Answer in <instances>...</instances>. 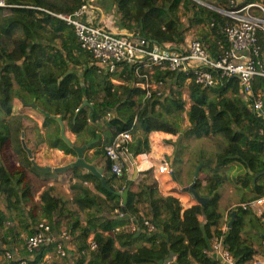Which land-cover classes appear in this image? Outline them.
Wrapping results in <instances>:
<instances>
[{
	"label": "trees",
	"instance_id": "obj_1",
	"mask_svg": "<svg viewBox=\"0 0 264 264\" xmlns=\"http://www.w3.org/2000/svg\"><path fill=\"white\" fill-rule=\"evenodd\" d=\"M1 1L7 7L0 8V111L10 117L13 98L34 101L49 115L45 126L55 125V143L60 142L56 117L62 118L77 137L88 135L96 139L95 156L104 160L106 174L102 180L107 186H102L101 179L83 174L81 168L72 169L69 181L73 205L77 212L91 211L87 226L79 229L77 239L74 231L81 228L80 219L74 217L77 212H70L66 201L53 196L52 187L43 189L38 205L33 200L29 172L37 173L46 182L53 174L38 171L28 160L21 170H12L0 160V255L5 261L9 254L11 260L15 259H8L10 263H20L15 255L18 245H24L23 256H28L25 239L36 232L39 222H35L33 229L22 225L33 220L39 208L41 219L51 228L55 238L60 235L62 221L59 218L64 220L67 213L72 219L63 227L81 244L74 264H159L170 253L174 255L173 264H215L207 250L219 239L235 259V264H252L258 236L264 234V214L258 216L253 207L243 210L237 205L229 211V216L233 211L236 216L228 227L229 220L224 224L220 210L219 189L226 182V168L232 164L242 170L236 182L250 195H244L239 205L264 197V142L259 135L264 123L248 109V103L240 95L238 80L221 78L218 72L212 71L214 85L206 88L193 82L186 84L182 74L158 72V79L165 84L162 94L152 91L147 96V91L135 86L143 79L136 78L124 66L122 73L129 78L131 86H114L110 79L117 71L98 73L92 56L80 50L72 27L47 13L72 15L84 0ZM103 1L106 6L113 7L120 29L127 35L137 34L151 46L170 45V49L178 50L187 40H198L213 59H218L229 49L222 29L231 20L197 2L226 11L232 1L236 4V0ZM250 4L259 5L261 0H237V8ZM258 40L264 48L261 32H258ZM70 69L72 72L66 75ZM253 90L264 93V78L253 81ZM97 95L100 96L97 103L83 106L84 99L89 103ZM184 95L189 103L187 109ZM107 113H112L108 120ZM183 114L189 124L184 130L186 137L214 139L217 146L212 161L200 159L204 163L202 170L207 171L205 179L194 181L195 192L207 201L182 210L177 199L158 193L151 170L143 174L135 191L126 172L120 179L124 186L115 189L113 183L117 179L111 173L105 148L124 132L134 134L138 127L144 134L176 135L181 132ZM105 129L111 133L102 143L98 137ZM7 130L0 125V147L10 139L13 144L17 143L11 157L23 158L20 143L3 135ZM51 148H58V143L52 144ZM126 148L130 151L129 145ZM125 190L127 202L123 207L120 193ZM123 211L127 218L122 220L119 214ZM96 222L99 223L96 225ZM130 224L135 225L134 230L115 232ZM224 225L225 231L222 230ZM91 232L95 249L89 252V261L85 263L82 252L89 249L86 240ZM49 244L56 248L55 243ZM34 256V263L42 258V254L34 253Z\"/></svg>",
	"mask_w": 264,
	"mask_h": 264
},
{
	"label": "crops",
	"instance_id": "obj_2",
	"mask_svg": "<svg viewBox=\"0 0 264 264\" xmlns=\"http://www.w3.org/2000/svg\"><path fill=\"white\" fill-rule=\"evenodd\" d=\"M89 2H90L89 7L91 9L90 12L91 16L89 18H84L83 21L89 20L90 23H92L93 25L102 23L114 33L126 34V31L120 29L119 27L118 20L113 7L106 6L103 0H89ZM70 72H72L71 69ZM70 72L68 71L66 75L70 74ZM64 77L60 78L59 81H61ZM110 82L114 86H122V85L131 86V81L129 80V78H126V76L122 73V70H118L115 76L111 77ZM93 97L95 98L90 99L91 102L89 101L88 103V100L84 99L83 103L85 102L86 105H92L97 103V101L100 99L99 95ZM33 104L36 106L37 109L32 107ZM187 105L189 106V103H187ZM248 109L251 111L249 107ZM39 112H42V110L39 109V107L36 105L34 101H24L18 98H13L10 101V117L6 116L5 112L0 111V125H3V127L8 128V130L4 132L3 135L6 137L9 136L11 139L19 142L24 151L23 158L22 156L17 155L14 159V157L11 156L14 152L13 151L14 148H16L17 143L13 144L9 139L6 141V143H4L2 147H0V160L6 166L10 167V169L12 170L23 169L24 164H26L27 160L32 163V166L34 163L36 167L51 168V169L63 168L76 161V154L72 151L70 147H68L64 143V141L60 136L59 123L57 124V126L59 127L58 138L60 139V142L56 141L55 143L54 142L55 125L49 123L48 126H45L47 117H44ZM185 120L188 123L186 115H185ZM8 122H10V124H8ZM62 124L64 126V136L73 147L80 148L89 145V147L86 148L84 152L85 163L94 167L97 170H102L101 178H97L91 175L88 171L84 169H80L82 173L85 175L87 174L91 175L92 177L102 180V177H104V175L106 174V170L104 166V160L95 156V151L97 148L94 147V145L96 144L97 140L89 137L88 135L77 137L76 135L72 134L65 121L62 120ZM14 126L17 127L16 130ZM186 126L187 125H185V127ZM18 128H20V130H18ZM184 130H181V132L182 131L183 132L182 133L179 132L176 135H171L164 132H150L148 134H144L139 127L135 128V133L131 134V140L128 144L130 151H128L127 149L126 152V159H127L126 174L128 176V179L133 182L132 190L134 191L136 190L138 183L143 178V174L146 171L151 170L153 171L158 193L163 196H171L177 199L182 207V210L189 209L198 204L197 201L192 196V194L186 191V189L190 185L194 184V181L196 180L194 178L196 169L200 167L199 175L197 178L198 180L203 181L207 175L206 174L207 171L205 170V168L202 170L204 163L200 162L201 159L200 154L204 155V151L202 152L201 147H198L199 142L202 138L201 139L188 138L184 135ZM15 131L17 132L15 133ZM109 133H111L110 130L108 129L103 130L101 133H99L100 134V136L98 137L99 140L102 143L106 142L109 138L107 135ZM57 143H58V148H51L52 144H57ZM68 148L71 149V152L69 153L66 152ZM26 150H28L31 153V157H29ZM216 152L217 150H215L214 155ZM163 165H167V169L168 171H170L169 174L161 175L158 173L159 168ZM233 165L236 164H232L230 166ZM135 169L137 170V176L134 179L133 176ZM177 171L179 172V178L176 177ZM51 174L53 175H50L49 181L46 182V180L39 177L37 173L29 172V175L31 176V183L33 185V200L35 204L36 205L39 204V196L41 192L46 186H49L53 188L52 191L53 196H56L57 198H60L68 203L66 208L70 212H77V208L73 205L72 202V193L70 192L71 182L69 180L72 174V169L68 170V172L66 171L65 173H60V174L51 173ZM225 184L226 183H224L223 186ZM230 184L232 185V190L233 189L237 190L241 185L240 183L234 182L233 180H230ZM87 186L89 188L92 187L91 184H88ZM123 186L124 185L121 183L120 179L115 180L113 183V187L115 189L118 188L120 189ZM223 186L220 188L219 194L221 196L220 210L222 212L223 222L225 224V222L230 220L229 211L231 210V207L234 206V205H230V203L232 204L236 200L237 201L239 200L238 203H240V198L233 199L234 195L232 196V191L229 192L230 194L229 197L222 196L221 190ZM242 191L244 192V190H240L239 193H243ZM244 195L245 196L247 195V197L250 196L248 192H244ZM142 208L145 207L143 206ZM90 213L91 211L85 210L83 212H77V214L74 215V217H78L80 219V226H81V228L78 227L74 231L75 238H77L79 235V229H83L84 227L87 226V217ZM33 216L34 219L28 220L26 223L22 225V227L24 226L33 229V227L35 228L36 225L35 222H39V224H47L44 221V219H41L39 208L38 211ZM68 216L69 215H67L66 213L64 216L65 217L64 220H62V218H59V220L62 222L58 234L61 232L67 233L65 227L63 226L66 225V223H71L72 219ZM98 223L99 222H96V225ZM10 225H12V223H10ZM129 228L132 230V224H130L129 226L128 225L123 226L120 228V230L118 229L115 230V232L119 233L121 231L129 230ZM58 234H55V236H57ZM68 236L69 239L65 243V247H64L65 250L64 257H60L57 254L54 245L49 243L40 246L33 253H29L26 249L28 256L25 257L23 256V254L25 253L24 245H18L15 249V255L18 259H20L19 264L21 263L33 264L34 260H36L34 253L35 255L42 254V258L38 259V262L34 264H74V260H76L79 257V254L77 253V249L81 244L77 243L76 240H74L75 238L72 237L70 234H68ZM262 236H264V234L258 236L259 242L255 245V249L257 252L253 257L252 264H264V254H263L264 249H262L264 248V240L262 239ZM93 237L94 234L93 232H91L86 240L89 249L82 252V255L85 258V263L89 261V252L93 251L91 250L90 247L91 243H93ZM51 246L53 247L51 248ZM137 246H138L137 244L134 245L133 246L134 249L137 248ZM124 248H127V246H124ZM14 260L15 259H12L11 261ZM0 264H12V263H10L8 259L5 261V259L0 255ZM170 264H173V262Z\"/></svg>",
	"mask_w": 264,
	"mask_h": 264
},
{
	"label": "built area",
	"instance_id": "obj_3",
	"mask_svg": "<svg viewBox=\"0 0 264 264\" xmlns=\"http://www.w3.org/2000/svg\"><path fill=\"white\" fill-rule=\"evenodd\" d=\"M89 0H84L80 8L72 15L48 14L71 26L80 50L88 53L93 58V65L98 73L112 74L127 66L134 76L143 79L135 86L150 92L162 94L163 80L158 79L157 73L172 72L186 77V84L193 82L202 87L211 88L214 85L212 71L218 72L221 78L237 79L240 87V95L248 103L251 111L264 123V93L253 90V81L256 78H264V48L258 40V32L264 38V9L261 5L250 4L237 8L232 1L230 9L215 12L231 20V23L223 27L229 49L218 59L210 57L205 46L198 40L189 39L178 50L170 49V45H149L137 34H117L109 30L102 23L93 25L90 21H83L91 16ZM7 7L0 0V8ZM260 12L261 15H258ZM106 119L112 117V113L106 114ZM259 135L264 142V124L259 129ZM131 140V134L124 132L115 141L105 148V156L111 162V173L117 180L121 179L127 171L126 146ZM159 174H169L167 165L158 170ZM243 210L253 207L258 216L264 214V197H260L250 204H240ZM122 214L120 213L119 216ZM149 231L153 228L146 222ZM135 225L132 224V230ZM226 226L224 225L223 231ZM69 236L61 232L56 238L52 235L51 228L47 224L37 225L36 232L28 237L26 249L33 253L40 246L47 243H55L56 251L60 257L65 256L64 246ZM91 250L95 244L91 243ZM207 255L215 264H235V259L222 243V239L212 242ZM10 259L9 254L6 255ZM25 264V263H21Z\"/></svg>",
	"mask_w": 264,
	"mask_h": 264
},
{
	"label": "water",
	"instance_id": "obj_4",
	"mask_svg": "<svg viewBox=\"0 0 264 264\" xmlns=\"http://www.w3.org/2000/svg\"><path fill=\"white\" fill-rule=\"evenodd\" d=\"M204 6V5H203ZM213 11L216 10V8H213V7H209V6H205ZM70 72V71H69ZM83 105H86V103L84 102ZM33 108L37 109L36 106L33 104L32 105ZM41 113L44 117H49L48 114H45L43 112H39ZM55 120L57 121V123H59L60 125V136L62 138V140L64 141V143L70 147L72 149V151L76 154V161L67 165L66 167H63V168H57V169H51V168H39V167H36V165L33 163V167H35L36 169H38L40 172L42 173H54V174H60V173H65L66 171L70 170V169H73V168H81V169H84L86 171H88L91 175L97 177V178H101V173H102V170H97L95 169L94 167L88 165L85 163L84 161V152L86 150V148L89 147V145L87 146H83V147H80V148H77V147H73L70 142L65 138L64 136V126L62 124V119L59 118V117H56ZM29 157H31V153L26 150ZM200 167H198L195 171V174H194V178L197 179L198 178V175H199V169ZM250 174H252V172H249ZM137 176V170L135 169L134 170V176L133 178L135 179ZM102 182V186L103 187H107L106 184H105V181L104 180H101ZM186 191H188L190 194H192V196L194 197V199L197 201L198 204H204L207 200L206 199H203L201 198L194 190V184L190 185ZM119 195V193H117ZM120 196L122 197V206L124 207L126 205V202H127V190H125L124 192L120 193ZM235 216H236V211H233L231 214H230V220L228 222V227L231 226V224L233 223L234 219H235ZM120 218L123 220L125 218H127L125 212L123 211L122 215L120 216ZM262 239L264 240V236H262ZM173 258H174V255L172 253L169 254L168 258L165 260V261H161L159 262V264H170L173 262Z\"/></svg>",
	"mask_w": 264,
	"mask_h": 264
},
{
	"label": "rangeland",
	"instance_id": "obj_5",
	"mask_svg": "<svg viewBox=\"0 0 264 264\" xmlns=\"http://www.w3.org/2000/svg\"><path fill=\"white\" fill-rule=\"evenodd\" d=\"M262 1H264V0H262ZM197 3L199 5H204V6L208 5V4H205L203 2H199V1ZM259 5H261V7L264 9V2H262ZM209 7H212V5H209ZM260 15H261V13H260ZM183 98L188 103V100H187L185 95L183 96ZM187 103H186L185 109H187V107H188ZM185 125H187V126L185 127ZM180 127H181V130H184L185 128L188 127V123L185 120V114L182 115V119L180 121ZM198 147H201L202 152L204 151V155L200 154L201 157H204V161L209 162V161L213 160L214 152H215V150H217L216 149L217 146H216V143L214 142V139H201L200 142H199ZM241 171L242 170L239 169V167L237 165L228 166L226 168L225 176L227 177V179H226V182H225L226 184L224 186L222 185L223 186V188L221 190V195L222 196L229 197V195H230L229 192L232 191V196L234 195L233 199L234 198H236V199L240 198V200H241V198L244 197V193H239L240 190L242 189L241 185H240V187L237 190H235V189L232 190V185L230 184V180H233L234 182L237 181V177L240 175ZM206 174H207V172H206ZM229 176H230L231 179L229 178ZM176 177L179 178V172L178 171L176 172ZM238 202H239V200L238 201L237 200L234 201L232 204L230 203V205H234L233 207H231V209L237 207V205L239 204ZM26 241H27V238L25 239V242Z\"/></svg>",
	"mask_w": 264,
	"mask_h": 264
}]
</instances>
